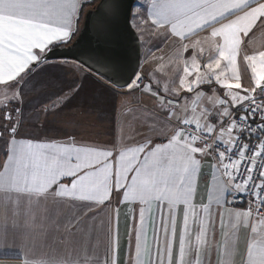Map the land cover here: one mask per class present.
Listing matches in <instances>:
<instances>
[{
  "label": "snow or ice",
  "instance_id": "6c2138e0",
  "mask_svg": "<svg viewBox=\"0 0 264 264\" xmlns=\"http://www.w3.org/2000/svg\"><path fill=\"white\" fill-rule=\"evenodd\" d=\"M92 2L0 0V264H122L118 211L115 225L105 211L114 200L139 206L123 264H264V49L249 48L264 33V0H144L131 9L139 46L149 30L176 38L173 59L183 61L164 95L141 64L123 86L107 80L113 96L138 97L120 113L132 122L127 139L30 136L26 113L43 114L45 129L82 90L73 80L32 95ZM102 7L114 17L120 0ZM206 162L208 201L197 203Z\"/></svg>",
  "mask_w": 264,
  "mask_h": 264
},
{
  "label": "crops",
  "instance_id": "0c3cea01",
  "mask_svg": "<svg viewBox=\"0 0 264 264\" xmlns=\"http://www.w3.org/2000/svg\"><path fill=\"white\" fill-rule=\"evenodd\" d=\"M137 1L138 0H136V2ZM141 1L142 3L144 2V0ZM201 35L203 36L204 34ZM175 39L176 38L165 40L163 35H154L150 30L144 33L145 54L141 55L140 65L143 64V71L146 78L149 73H154V87L156 86L155 80H160L162 95H164L163 88L165 82L171 84V81L176 79L177 73L183 70V61L176 62L173 59L175 53L173 41ZM193 39H196V37ZM207 47L208 46L205 45L206 49ZM249 48L255 50L264 49V33L257 31L251 39ZM156 49L160 50L156 51ZM188 55H191V53L189 52ZM207 55L208 53L206 51L203 58L206 59ZM144 57H148L146 63H143ZM156 57H163V60H157ZM157 65H160L158 71L156 70ZM241 70H244L243 66ZM37 80L40 81V84L38 85L37 92L32 94L33 96L41 91H46L47 89L45 86L47 84H53L59 87L73 80L76 81L77 85H82V90L73 101L74 106L65 109L55 117H47L48 125L45 129L41 127V123H37V118L39 121L43 122L45 119L43 114L33 113L29 119L28 113H26L25 132L28 135L39 137L40 139H64L65 133H74L77 135L78 139L93 145H106L109 141L116 142L119 140L122 133L125 135V139H127V133L130 131L132 122L130 120L126 123L120 113L123 112L124 115H128L130 108L138 106V97L122 98L120 96H113L112 85L93 73L88 72L86 69L77 70L74 67L73 61L54 60L53 63L48 66L47 71L37 77ZM2 100L3 99H0V101ZM33 102L36 103L38 101L34 100ZM136 118H143V116L141 113H136ZM149 126L159 128V122ZM157 139H159V137H157ZM202 172L206 179H201L199 182L197 195L195 197L197 203H207L208 201L207 188L208 181L211 180V169L208 167V162L205 163ZM228 198L230 199V197ZM105 211H111L114 225L117 221L118 211L120 255L123 264V258L129 246L130 232L131 242L133 245L135 244V232L133 229L139 222V206L129 204H119L117 206L114 200L111 209H105ZM103 215L104 213L101 212V216ZM145 233L146 237L151 240V222L146 225ZM241 239L243 241V237ZM216 240L221 244L224 240V236L220 235L219 229H217ZM192 243H195L194 235ZM213 260L215 261V251L213 252Z\"/></svg>",
  "mask_w": 264,
  "mask_h": 264
},
{
  "label": "water",
  "instance_id": "95a60500",
  "mask_svg": "<svg viewBox=\"0 0 264 264\" xmlns=\"http://www.w3.org/2000/svg\"><path fill=\"white\" fill-rule=\"evenodd\" d=\"M136 0H120V10L114 17L106 16L102 0H95L85 9L80 34L70 46L55 49L54 60L78 61L92 68L105 82L121 86L129 83L141 62V47L131 27V9ZM97 23L107 27L104 35L93 29ZM112 66L109 67L108 65Z\"/></svg>",
  "mask_w": 264,
  "mask_h": 264
},
{
  "label": "rangeland",
  "instance_id": "374dc122",
  "mask_svg": "<svg viewBox=\"0 0 264 264\" xmlns=\"http://www.w3.org/2000/svg\"><path fill=\"white\" fill-rule=\"evenodd\" d=\"M95 1V0H94ZM93 4V3H92ZM138 4H142V1L141 0H138L136 3H135V5H134V7H136ZM145 54V47L143 46L142 48H141V55H144ZM58 61H62V60H58ZM0 99H3V98H1L0 97Z\"/></svg>",
  "mask_w": 264,
  "mask_h": 264
},
{
  "label": "built area",
  "instance_id": "2783aa9c",
  "mask_svg": "<svg viewBox=\"0 0 264 264\" xmlns=\"http://www.w3.org/2000/svg\"><path fill=\"white\" fill-rule=\"evenodd\" d=\"M230 199H231V197H230ZM247 206V203L245 202V207Z\"/></svg>",
  "mask_w": 264,
  "mask_h": 264
},
{
  "label": "flooded vegetation",
  "instance_id": "af4514ba",
  "mask_svg": "<svg viewBox=\"0 0 264 264\" xmlns=\"http://www.w3.org/2000/svg\"><path fill=\"white\" fill-rule=\"evenodd\" d=\"M93 2H94V0H93Z\"/></svg>",
  "mask_w": 264,
  "mask_h": 264
},
{
  "label": "trees",
  "instance_id": "16d2710c",
  "mask_svg": "<svg viewBox=\"0 0 264 264\" xmlns=\"http://www.w3.org/2000/svg\"><path fill=\"white\" fill-rule=\"evenodd\" d=\"M93 3V2H92Z\"/></svg>",
  "mask_w": 264,
  "mask_h": 264
}]
</instances>
